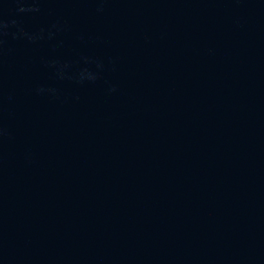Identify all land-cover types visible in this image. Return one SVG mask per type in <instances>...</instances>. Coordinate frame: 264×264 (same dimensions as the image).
Listing matches in <instances>:
<instances>
[{
  "label": "water",
  "instance_id": "95a60500",
  "mask_svg": "<svg viewBox=\"0 0 264 264\" xmlns=\"http://www.w3.org/2000/svg\"><path fill=\"white\" fill-rule=\"evenodd\" d=\"M0 264H264V0H0Z\"/></svg>",
  "mask_w": 264,
  "mask_h": 264
}]
</instances>
